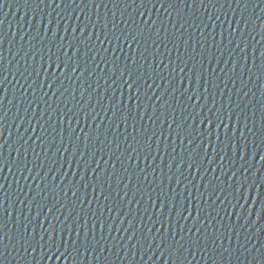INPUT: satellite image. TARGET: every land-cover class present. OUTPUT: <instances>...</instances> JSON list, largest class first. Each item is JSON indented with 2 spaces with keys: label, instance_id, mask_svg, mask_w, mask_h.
<instances>
[{
  "label": "water",
  "instance_id": "water-1",
  "mask_svg": "<svg viewBox=\"0 0 264 264\" xmlns=\"http://www.w3.org/2000/svg\"><path fill=\"white\" fill-rule=\"evenodd\" d=\"M254 4L256 6L255 15L253 16ZM63 7L61 5V9ZM53 8H55V5L52 8H45L41 4L38 9L34 0H8L2 6V10H0V39L3 40L4 75L7 76L8 81L5 84L7 91L3 93L6 99L0 102L2 103L0 114H6L7 118V123L3 125L2 129L3 137L0 138V145H3L0 151L3 152V161L12 168L10 172L8 167H4L3 171L0 172V182L7 189L4 197L0 198V220H3L7 224L5 231L10 235L14 234L18 227L22 230V225L31 221L29 231H32L34 228L37 240H39V236L43 234V229L40 225L48 228V221L52 224H57L56 217H59L60 220L68 224L69 228L80 232V239L77 241V245L84 240L85 232L89 233V239H91L92 226L95 224L96 238L100 239L102 234L108 238L106 241L101 240L100 247L111 248V252H93L91 255L84 254L80 256L73 253L66 260H41L40 257L44 255L41 249L37 248L35 252L29 249L30 255L22 258L13 251L12 246L9 244L8 250L5 252L6 259L0 258L3 259V264H70V262L71 264H180V261H177L174 256L170 258L167 253L161 257L160 253L157 252L155 256L149 258L148 254L150 253L144 255L146 245L144 251H137L134 259L130 253L125 256L124 251H121L120 255L125 258L117 260L113 254L117 249L112 248V245L115 244L112 237L114 236L119 240L123 236L126 241L128 234L132 231L129 225L139 226L136 229L137 237L141 236V229L147 234V228L151 227L152 233L148 234V238L151 240L155 236L156 242L160 241V233H163L166 244L173 242L174 235L176 239L185 235L189 228L193 232H195L196 228H200L201 232H203L207 225L208 232L206 235L211 236L215 232L212 225H215L221 233H227V235L232 237L231 248L229 252L224 253L223 261L219 256H213L210 251L212 245L209 242L207 254L196 251L195 256H190L184 264H264V259H261L260 256V252H264V223L257 222L254 227L249 228L247 233L241 230L238 243L237 237L223 227V225L230 224L229 215H226L224 211L227 201H225V204H221L220 200L217 199V195L220 199H224L225 196L229 200L232 199L229 193H233L235 185L233 184V180L228 179V176H231L230 168L232 170L247 169V171L243 172V175L237 172L240 182L244 184V188L240 190L244 192L245 200L241 201V203L245 204V207H248L249 211L255 210L256 215L251 217L252 220L258 221L259 215L264 214V210L261 208V203L264 201V158H261L264 157V143L261 141L259 132L261 123H264L261 120L262 115H264V69L261 68V52L264 51V47H262L264 46V39L261 38L262 34H264V10H262L264 9V3L256 4V0H253V4H249L245 10L242 7H238L235 3H232L231 7H229V3L225 2V0H219V3L215 4V6L209 4L207 12L198 4L193 5L191 8H185L183 5L168 7L167 11L171 13V19L176 22V27L180 28L181 24H183V28H180V31L184 35L181 36L180 32H175V36L173 37L175 43L179 45V51L168 40H165L167 48L161 45L159 54L156 55V63H159L161 60L164 61L160 68L156 69L159 76H156L155 73L149 70L156 81L152 85V88L161 96V101L152 104L144 100L139 109L129 101L130 92L126 86H121L123 81L116 79V83L113 84L112 80L109 79V76H112L111 70L101 62L102 57L109 61L113 60L114 57H119L118 63L123 66L126 63V56L132 57L136 55V58L139 59L138 53L143 51V48H137L135 45L132 46L133 50H130L126 44L122 43L123 38L120 43L113 40L110 44L103 35V22L111 21L112 11L116 12V19L119 20L124 7L121 6L117 10L111 3L107 5V8L101 6L98 9L91 4L87 7L83 4L79 6L72 5L69 8L70 18H66V22L60 21L58 24H48V19L58 20L56 12H60L61 16L65 15L61 9L53 11ZM73 8L75 9L74 12L72 11ZM149 8L150 11L146 14V18L149 21L156 20L153 31L155 28L160 27L161 20L164 21L169 34L175 31L168 24L169 17L165 14L163 8L157 7L156 9H151V6ZM81 9H83V14L81 13ZM41 12H43L45 17L43 25L40 24ZM48 13H51V17L48 16ZM131 13L132 9H129L125 13L124 18L128 19ZM225 13L227 14V19H225ZM86 16H90L93 22H97V17H99L100 22L96 23L94 30H90L87 33L91 37L93 50L88 52L83 44L79 47V53L83 54L80 65L82 69L87 68L88 71H92L95 69V63L90 58L94 56L95 62L100 63V68L95 69L91 76L88 75V72H84V75L79 77V79L76 74L68 73L65 70L67 75L72 76V81L76 82L73 83L66 79L65 76H61L63 88H60V91L56 92V95H52V92L56 90L58 85L54 86L52 90H48L46 82L53 79L50 74L54 71V68H49L48 63H44L46 71L40 72L39 83L45 85L44 91L48 93L45 96L40 88L33 83L35 73L32 76H28V72H24V68L28 67L29 72L32 71L33 67L39 70L41 63L39 56L44 55L45 61H47V55L50 54L48 53L49 47H52L53 52L58 51V45L57 47H53L52 44L48 43V40L52 39L51 34H49L48 40L45 41L48 46L44 47L42 52L37 53L36 59H28L27 65L25 64L23 53L19 55H16V53L21 45H23L25 50L29 49L30 44H35V47L40 49V43L30 40V37L35 36L37 31H40L41 35H43L48 28L58 31L59 35L75 42L79 37L72 29L83 27L84 24H87L88 20ZM208 16H213L214 20L208 21ZM216 16L219 17L218 20L215 19ZM180 17H183V19H180ZM256 17H260L261 19H256ZM249 18H251L250 23L245 27L244 21ZM129 24H131L130 19ZM204 24H208L209 27L204 28ZM229 24L232 25V28H236L239 24L243 37H247L244 43L241 44L242 48H244L245 44L247 45L245 49L248 57L247 63L241 59L245 53H240L239 49L236 50L239 55L234 54L232 57V59L239 60L235 74L230 70L232 63L228 56V50L233 46L229 45L228 41L236 40L239 42L242 37L240 36V31L234 35H230ZM197 25H199L200 29H203L207 36V43L199 35L196 29ZM111 27V23H109V29ZM65 28H68L67 32L64 31ZM133 28H135V25H133ZM253 28L255 31H253ZM221 33H223L224 37L222 43ZM116 34L119 35V32L117 31ZM189 35L191 39H188ZM213 36L216 37V45H213ZM252 36L255 37V40L252 39ZM97 37H99V40H97ZM184 40H188L187 46L183 43ZM9 41H13L14 43L10 44ZM99 41H104L103 46H101ZM197 41L200 43L197 44ZM85 43L89 42L85 41ZM151 43L152 41L149 40L147 45L149 52L145 53L148 56L149 62L153 60V56L149 54L152 51ZM201 44L204 45L203 48L200 47ZM113 49H115V52H113ZM70 54L74 58L77 55L76 53ZM193 56L195 59H192ZM225 61L229 62L225 63ZM185 62L187 63V67H185ZM152 67L155 68V64ZM181 68L184 69L183 73L180 71ZM173 69H175V72L172 71ZM191 70L202 73L203 80L193 76V71ZM21 72H24V75L28 77V82L20 78ZM13 73L15 74V78L12 75ZM225 73L228 75L226 76ZM116 76H119V72L116 73ZM181 76L184 77L185 84H187L189 77L192 78V87L196 89V94L201 97L195 106L187 100V95H190L191 91L183 95L181 94L183 91L180 88ZM230 76L235 80V87L231 83H228V87L225 88V83L228 82V77ZM250 76L251 80H249ZM160 77L164 79L162 80ZM172 77L175 78V87L178 89L175 92L172 91V87L166 82ZM115 78L113 77V79ZM105 80H107V83H105ZM242 80L243 84L246 85L243 88ZM84 81L91 83L92 89L96 90H90L93 103L98 98L97 93L99 92L103 97L104 108H111L110 97L113 95L116 100H123L124 104H117L116 108L111 109L107 113L101 111L100 105H96L94 110L86 107L85 111L79 114V125H77L75 119L72 121V129H75V134L80 137L79 141L74 140L73 143L79 145L80 150L85 152L86 157V159H78L74 158L71 154L75 151L74 149L69 147V150L65 151L64 148L60 147L61 138H63L67 145L69 132L71 131L67 121L61 120L60 117L67 111L65 104L68 107L74 104L68 92L75 90L76 98L79 99L80 84ZM149 83H152V81L150 80ZM97 84H99V87H97ZM21 85H23L24 89H27L24 95H21ZM84 87H86V84H84ZM146 87L143 86L141 96H143V90ZM203 87H207L208 91H203ZM33 88H35V96L39 106L33 104L32 107H28V101L33 100L31 94ZM64 88H67L68 92H64V95L61 96L60 92H63ZM241 88V96H243V92H248L243 101H240L236 95V89ZM113 89L116 90L115 93H113ZM149 95H151V92H149ZM87 96L88 92H85L86 99ZM213 98L215 106H213ZM229 98L231 101L239 103L240 107L233 109L229 105ZM165 99L167 100V104L163 103ZM8 100H12V103H8ZM49 105L52 107L49 108ZM57 106L60 109L59 113L56 111ZM185 106H187V110H185ZM129 108L132 110V117L128 119L127 125L120 121L119 127H117L116 123H114L117 120V116L121 115V113L127 115ZM201 108H203V112H201ZM209 108L212 109V113H215V116L223 114L224 122L229 127L238 129L236 132L237 139H234L231 144L225 137L227 129L222 126L219 128L215 127L219 121L209 113ZM25 109H27V113ZM173 109H175L174 113ZM17 110L19 111V118L14 120L13 118L16 116ZM73 110L75 111V109ZM34 113L39 117V123L47 128L46 133H42L37 124V119H32L31 127H29L28 120ZM97 113H99L98 116ZM234 113L241 114L237 117ZM189 115L191 118L188 124L191 127H188L187 132L178 138L175 134L177 124L182 122L183 116ZM230 115L232 116L231 123L228 120ZM245 115L247 116L249 127L252 126L253 120L256 123V128L254 129L256 132L255 136L249 134L243 128ZM49 116L51 119H49ZM85 116H88L87 121H85ZM92 116H97V118L93 120ZM169 116H173L176 122L173 123L172 119H168ZM205 117H210L213 121L207 127L200 123ZM237 119H239L238 124ZM153 120L156 121L155 124L152 123ZM193 120L195 123H193ZM134 124L141 129V132L146 128L149 135L152 131H155L159 137L160 154H157L156 143L152 144L153 156H150L148 161L144 160V153L147 152V147H143L140 154V168L145 169L149 181L152 182L151 184L143 180L144 174L136 168L135 163H132L129 173H124L121 170L120 162L116 159L120 157L121 160H124V167L129 166V162L123 155V150L127 146L125 137H127L128 142L133 143V147L138 148V150L141 149V146L133 141L134 136L137 140L143 139L140 133L133 132ZM169 124L172 126L171 130L168 127ZM110 125L111 127H109ZM26 128L29 129L27 133L24 131ZM192 128L203 133L204 145H201L200 138L195 136ZM32 129H35V132H32ZM161 131L164 133L163 136H160ZM170 131H172L171 135H169ZM241 131L247 137L248 143V148L245 150L247 152L245 160L239 159L236 154ZM189 133L191 134L189 135ZM209 133H211V144L207 143ZM21 134L25 136V139L29 135L32 136L29 145H32V141H36L33 147L39 153V159H37L33 155L32 147L25 145L28 148L26 159L32 171L30 173L25 171L24 176L29 177V179L21 178V173L16 168L19 158L14 149L19 145L18 137ZM85 134L89 137L88 140L84 139ZM38 135L47 137L45 144L42 146L45 149L44 151L41 150L39 141L36 140V136ZM105 136H107V140L113 141V144L107 148L104 147V143H107ZM217 136L220 137L219 140L216 139ZM53 137H55V140H53ZM116 137H119L120 151H116ZM153 140L155 141L156 138L153 137ZM181 140L183 143H181ZM189 140H192L193 143H189ZM49 144L52 145L51 150H48ZM86 144L93 151H96L97 146L103 149L102 153L96 152L95 155V161L100 165V169L98 170L101 173L99 181L96 174L91 173L90 169L88 173L85 172L86 162L90 163L93 160L92 152H88L85 149ZM239 146L243 147L242 145ZM56 148H60L59 153L55 151ZM173 148H175V151H173ZM197 152L200 154L199 157L196 156ZM205 153H207V159L204 158ZM100 155H103V160L100 159ZM135 155L133 153L134 157ZM173 157H175L176 162H179L181 157H183L184 164L181 166L180 171H183L187 180H183L179 176L175 167H173L172 172H169L167 165L174 163ZM65 159L69 163H65L64 168L60 169L59 166ZM192 160H195L196 163L189 170L186 165L191 163ZM53 161L56 163L53 164ZM113 163L116 165L115 168L112 167ZM33 164H40L41 167L32 168ZM94 166L93 164L92 167ZM49 168H53L54 172L49 174ZM153 168L155 172L152 171ZM162 169L163 171H161ZM206 169L207 171H205ZM113 172L115 175L110 180L106 179L107 173ZM225 173H227V176ZM53 175L57 178L55 181L52 179ZM121 176L125 177V182L119 183L118 186ZM169 176L173 177L171 184H169ZM217 176L219 177L218 180L216 179ZM245 177L247 178L246 180ZM176 179L182 180L181 186L176 185ZM161 180H163L162 184ZM17 181H19V186ZM100 184H103L102 188ZM84 185H87V187ZM20 188H23V193H20ZM161 188L169 194L168 203L171 211L168 209L157 211L156 208L152 207L154 203L159 207L156 195ZM42 189L43 192L41 191ZM170 189H175L177 193L183 192L185 196H188L190 192L191 196H188L187 200H184L183 197L179 198L180 203L173 208L171 199L173 193ZM213 189H215L216 195L212 194ZM73 191L76 192L75 196L72 195ZM117 191L120 192V196H116ZM65 192H67V195H64ZM110 192L111 196H109ZM125 192L128 193L127 197H124ZM234 194L238 195L239 193L236 192ZM149 195L152 196L151 201L148 199ZM18 197L24 203H20L17 199ZM105 197H108V199L105 200ZM121 197H123L122 203H120ZM129 200L132 203H128ZM38 204L43 207L42 212L41 208L37 206ZM108 208H112V211L109 212ZM182 208L188 209V212L184 213L185 216H188L189 212L191 213V216H188L186 220L180 219L179 210ZM49 209H51V212ZM198 211H201L200 216H197ZM227 211L231 214L236 210L229 206ZM161 212H163V216H161ZM208 213H211V216H209V220L212 221L211 224L203 219ZM25 217L28 219L26 220ZM65 217H67V220H65ZM232 220H235V216L232 217ZM153 221H157L154 227ZM159 221H163V226H161ZM58 227L63 226L59 225ZM124 228H129V233L124 232ZM116 229H120V231L117 232ZM181 229L184 231L182 232ZM110 230L111 234H109ZM246 235L251 236L250 243H245ZM65 239L67 241L66 247H68L69 252H72L73 247L76 246L72 243L73 240H76L75 232L71 233V239L68 238V234L66 233ZM185 239H187L186 235ZM201 239H205V237L202 236ZM217 243L219 244L220 241H217ZM239 244H244L247 248H252L255 245V248L260 249V252H256L253 249L252 253L249 254L243 248H239ZM224 245L228 247L229 241L227 239L224 240ZM80 251L83 253V248ZM97 255H99V259L95 258ZM142 255L143 260H141ZM210 256H212V259H209Z\"/></svg>",
  "mask_w": 264,
  "mask_h": 264
},
{
  "label": "snow or ice",
  "instance_id": "snow-or-ice-1",
  "mask_svg": "<svg viewBox=\"0 0 264 264\" xmlns=\"http://www.w3.org/2000/svg\"><path fill=\"white\" fill-rule=\"evenodd\" d=\"M8 0H0V10H2V6L6 4ZM37 4V8L39 9L40 5L43 4L45 8H52L53 5H55V8H53V11H56V9H61V5L64 7L61 9L65 13L64 16L60 15V12H56V17L58 20H53V19H48L47 23L48 24H53V23H59L60 21H65L66 18H70V13H69V8L72 5H77L79 6L80 4L85 5L87 7L89 4H91L95 8H100L101 6L107 8V5L111 3L114 8L117 10L123 6L124 11L121 12L120 19H116V12L112 11L111 12V21H106L103 22V35L105 36V39L108 40V42L111 44L113 40H115L117 43L121 42L126 44L130 50H133V45H135L137 48H143V51H140L138 53L139 59L136 58V55H133L132 57H125L126 63L121 66L118 61L119 57H114L113 60L109 61L104 59L103 57L101 58V62L105 64L106 67H108L111 72L112 76H109V79L112 80V83H116V79H120L123 81L122 87L126 86L129 89V101L137 109L141 107V104L143 103L144 100H147L151 102L152 104H156L157 102L161 101V96L158 95L152 88V85L155 84V79L153 76L150 74L149 70H151L152 73H155L156 76H159V73L156 72V69L160 68L161 64L164 63L163 60H161L159 63H156V55L159 54V50L161 45H164L165 48H167V44H165V40H168L169 42L173 43L174 46L177 48V51H179V45L175 43V39L173 38L175 36V32H180V35L183 36L184 33L180 31V28H183V24H181L180 28L176 27V22H174L171 19V13L167 11L168 7H171L173 5H183L185 8H191L193 5L198 4L200 7L204 9L205 12L208 10V5L212 4L215 6V4L219 3V0H34ZM225 2L229 3V7H231L232 3H235L238 7H242L245 10L247 9L249 4H253V0H225ZM264 3V0H256V4ZM149 6H151V9H156L157 7L163 8L165 10V14L169 17L168 19V24L171 25L172 29L175 31L171 34L168 33L167 27L165 26V23L163 20L160 21V27L155 28L154 26L156 24V20H151L146 18V14L150 11ZM255 4L253 5V16L255 15ZM129 9H132V13L129 16L128 19H125V13L128 12ZM198 10V9H197ZM264 10V9H262ZM72 11L74 12L75 9L73 8ZM81 13L83 14V9H81ZM48 16L51 17V13H48ZM107 16V13H106ZM86 19L88 20L87 24H84L83 27H77L75 29H72L73 32L78 34V39L73 42L72 40L67 39L64 36L59 35L58 31H53L52 28L46 29L43 35H41L40 31L36 32L35 36H31L30 40H34L38 43H40L41 48L37 49L35 47V44H30V47L28 50H25L23 48V45H21L20 49L16 53V55H19L20 53H23V58L25 59V64L27 65L28 59H36L37 58V53L42 52L44 47H47L48 45L45 43L46 40H48L49 34H51L52 39L48 40V43L52 44L53 47H57L58 45V51L53 52L52 47L48 48V53L47 55V61H45V56L40 55L39 56V61H41L39 70H37L35 67L32 68V71L29 72L28 67L24 68V72H28V76H32L33 73H35V80L33 83L36 84L37 87L40 88L41 92L44 93L45 96L48 95L47 92L44 91L45 85L39 83V78H40V72L41 71H46L44 68V63H48L49 68H54V71L50 74L53 79L50 81H47V88L48 90H52L54 86L58 85L56 87V90L52 92V95H56V92L60 91V88H63V82L61 81L60 77L65 76L66 79L69 81L75 83L76 81H72V76L67 75L65 70H67L68 73L76 74L77 78L84 75V72H88V75L91 76L93 75L95 69L100 68V63L95 62V57H91L90 59L95 63V69L92 71H88L87 68H81L80 65V60L82 58L83 54L79 53V47L81 44L84 45V47L87 49L88 52H91L93 50V45L91 44V37L87 34L90 30H94L96 28V23L100 22L99 17H97V22H93L91 20L90 16H86ZM129 19L131 20V24H129ZM180 19H183V17H180ZM208 21H213V16H208L207 17ZM216 20L219 19L218 16L215 17ZM225 19H227V14L225 13ZM256 19H261L260 17H256ZM251 18L248 20L244 21L245 27L248 26L250 23ZM45 23V17L43 12L40 14V24L43 25ZM109 23H111V29H109ZM187 23V21H185ZM203 23V20H202ZM123 25V27H121ZM133 25H135V28H133ZM191 27V25H190ZM208 24H204V28H208ZM128 29V30H126ZM196 29L199 33V35L204 38L205 43H207V36L205 35L203 29H200L199 25L196 26ZM229 29H230V35H234L236 32L240 31V36L242 39L237 42L236 40H229L228 43L229 45H232L233 47L229 48L228 50V56L230 58V62L232 63V68L230 69L233 74L236 73V67L239 64V60L232 59L233 55H239V53L236 52L237 49H239L240 53H245L241 59L247 63V54L245 52V49L247 48V45L245 44L244 48L241 47V44L244 43V40L247 39V37H243V32L239 28V24L237 25L236 28H232V25L229 24ZM116 30V31H113ZM65 32L68 31V28L64 29ZM119 32V35L116 34V32ZM253 31L255 29L253 28ZM111 33V34H109ZM163 36V38H161ZM155 37V38H153ZM262 39H264V34H262ZM188 39H191V36L189 35ZM223 33H221V43L223 42ZM252 39L255 40V37L252 36ZM97 40H99V37H97ZM151 40V49L152 51L149 53L150 55L153 56V60L149 62L148 56L145 55V53L149 52V47L148 41ZM85 41H88L89 43H85ZM213 45H216V37H212ZM101 46H103L104 41H99ZM9 43H14L13 41H9ZM183 43L187 46L188 45V40H184ZM200 42L197 41V44ZM203 44L200 45L201 48H203ZM264 47V46H262ZM98 51V50H97ZM107 51V49H105ZM113 52H115V49H113ZM70 53H76L77 55L74 56ZM15 58V57H14ZM180 58V57H178ZM261 58H262V64L261 68L264 69V51L261 52ZM192 59H195L193 56ZM229 61H225V63H228ZM219 63V62H218ZM254 63V61H253ZM155 64V68L152 67V65ZM202 65V61H201ZM185 67H187V63L185 62ZM175 72V69L172 70ZM181 73L184 72V69H180ZM193 71V76L197 77L200 80H203V75L202 73H197L194 70ZM214 71V70H213ZM5 68H4V56H3V40L0 39V102H2L6 97L3 95L4 92L7 91V88L5 87V84L7 81V76L4 75ZM24 72L20 73V78L24 79L25 82H28V77L24 75ZM119 72V76H116V73ZM58 73V74H57ZM15 78V74H12ZM107 75V74H106ZM227 76L228 74L225 73ZM113 77H116L113 79ZM160 79H164L163 77H160ZM152 81V83H149V81ZM249 80H251V76L249 77ZM169 83L170 87H172V91L175 92L178 89L175 87V78L172 77L169 81H166ZM19 83V81H17ZM105 83H107V80H105ZM192 78L189 77L187 84L184 82V77L181 76V81H180V88L183 89L182 95L184 93H187L191 91L190 95H187V100L191 102L194 106L196 103L201 99L200 96L196 94V89L192 87ZM228 83H231L233 87H235V80L230 76L228 77V82L225 83V88L228 87ZM242 83V88L246 85L243 84V80L241 81ZM84 84H86V87H84ZM143 86H147L146 89L143 90V96H141V91ZM81 91L79 93V99L76 98V93L75 90L72 92H68L67 88H64L63 92H60V95L63 96L64 92H68V95L71 97V99L74 101V104L71 107H68L67 104H65V107L67 108V111L63 113V116L60 117L61 120H66L68 123L69 128L71 131L69 132V140L67 145L65 144L63 138L60 140V147L64 148L65 151L69 150V147L74 149L75 151L72 152L71 154L74 156V158L78 159H86L85 157V152L81 151L79 148V145L76 143H73L74 140L79 141L80 137L75 134V129H72V121L75 119L77 125H79V114L83 111H85V108H91L95 109L96 105L101 106V111L108 112L111 109L116 108L117 104L123 105L124 101L123 100H116L115 96L113 95L110 97V103H111V108H104L103 107V97L100 95V93H97V99L95 103H93V99L91 96V91H96L95 89H92L91 83H87L86 81L82 82L80 84ZM97 87H99V84H97ZM219 87V85H217ZM241 89H236V95L240 101H243L244 97L248 95V92H243V96L240 95ZM21 95H24L27 89L23 88V85H21ZM91 90V91H90ZM115 89H113V93H115ZM167 91V90H165ZM203 91L207 92L208 89L207 87H203ZM85 92H88L87 99L85 98ZM149 92H151V95H149ZM32 96L33 100L28 101V107H32L33 104H37L39 106L38 101L35 96V88L32 89ZM254 95V94H253ZM8 103H12V100H8ZM47 103V101H45ZM164 104H167V100L165 99L163 101ZM229 105L235 109L239 108L240 104L235 103L231 101L229 98ZM213 106L214 104V98H213ZM49 108L52 106L49 105ZM171 107V105H169ZM0 109H2V103H0ZM75 109V111L73 110ZM185 110H187V106H185ZM56 111L59 113L60 109L59 106H57ZM119 111V109H117ZM209 113H211L212 116L215 117L216 120L219 121L218 124L215 125V127H224L227 129L225 132V137L231 144V142L234 139H237L236 137V132L238 129L229 127L228 124H225L223 114L220 116H215V113H212V109H208ZM243 111V110H242ZM25 112L27 113V109H25ZM175 112V109H173V113ZM201 112H203V108H201ZM90 114V113H89ZM237 117L240 116L241 113H234ZM99 113H97V116ZM97 116H92V119L95 120ZM132 117V110L129 108L128 114L124 115L121 113V115L117 116V120L114 122L116 123V126L119 127V122L122 121L125 125L128 123V119ZM16 118H19V111L17 110L16 116L13 118L14 120ZM191 116H183L182 117V122L180 124H177V130H175L176 136L179 138L181 137L185 132H187L188 127H191V125L188 124L189 119ZM32 119H37V124L39 125L42 133L47 132V128L44 127L43 124L39 123V117L34 113L33 116L28 120L29 127H31V120ZM49 119L51 117L49 116ZM88 116H85V121H87ZM143 119V117H141ZM151 119V118H150ZM159 119V117H157ZM168 119H172L173 123H175V118L173 116H169ZM245 123L243 125V128L246 129V131L255 136L256 132L254 129L256 128V123L253 120L252 121V126L249 127L247 123V116H244ZM229 122L231 123L232 116L230 115L228 117ZM261 120L264 121V115H262ZM7 123V118L6 114H0V138L3 137V125ZM153 124L156 123L155 120L152 121ZM193 123L195 121L193 120ZM201 124L207 125L212 124L213 121L210 117H205L200 121ZM239 123V119H237V124ZM19 127V126H18ZM111 127V125L109 126ZM169 129L171 130L172 126L171 124L168 125ZM55 130V129H54ZM24 131L27 133L29 131L28 128L24 129ZM114 131V130H113ZM32 132H35V129H32ZM133 132L140 133L141 136L143 137L142 140H137L136 137H133V141L141 146V149L138 150V148L133 147L132 142H128L127 137H125V142L127 146L123 150V155L125 159L129 162L128 167H124V160H121L120 157H117L116 159L120 162L121 165V170L124 173H129V170L132 166V163H135L136 168L139 169L141 173H143V180L147 182L148 184H151L152 182L149 181L148 179V174L145 172L144 168H140L139 165V160H140V154L141 150L143 147H147V152L144 153V160L148 161V158L150 156H153L152 153V144L156 143L157 144V154H160V148H159V137L157 136L155 131H152V133L149 135L148 130L145 128L143 132H141V129L136 127L135 124L133 125ZM192 132L195 133V136L200 138V143L201 145H204L205 141L203 139V133L200 131H197L195 128H192ZM259 132L261 135V141L264 143V123H261V126L259 128ZM231 133V135H229ZM172 134V131L169 132V135ZM191 133H189L190 135ZM164 133L161 131L160 136H163ZM153 137L156 138V140H153ZM47 137L44 135H38L36 136V140L39 141V145L41 146V150L44 151L45 149L42 147L45 144ZM85 140H88L89 137L87 134H85L84 137ZM98 139V138H97ZM217 140L220 139L219 136L216 137ZM19 140V145L14 149L16 151L17 156L19 158V162L16 165V168L18 171L21 173V178L23 179H29V177L24 176V172L28 171L29 173L32 171V169L29 168L28 162H27V151L28 148L25 147L27 145L28 147H32L33 155L39 159V153L35 151V145L36 141H32V145H29V141L32 140V136L29 135L27 139H25V136L23 134L19 135L18 137ZM53 140H55V137H53ZM115 140L117 141L115 147L116 151H120V145L118 143L119 137H116ZM105 141L100 142L104 143V147L107 148L109 145L113 144V141L107 140V136H105ZM181 143L183 141L181 140ZM189 143H193L192 140H189ZM208 144H211V133H209V139L207 141ZM254 143V141H253ZM239 145H242L243 147H240ZM239 145L237 146V156L241 160H245V156L247 155V152L245 151L248 148V143H247V137L244 136V133L241 131L240 136H239ZM3 148V145H0V149ZM52 145H48V150H51ZM23 149V151H22ZM85 149L88 152H92L93 155V160L88 163L86 162L85 165V172L88 173L89 169L91 173H95L97 180L99 181V176H100V165L96 163L95 161V155L96 152H103L102 148H99L98 146L96 147V151H93L91 147H89L88 144L85 145ZM111 150V149H109ZM55 151L59 153L60 148H56ZM173 151H175V148H173ZM133 153H135V157L133 156ZM243 153V154H242ZM259 154V153H257ZM115 155V153H113ZM199 152L196 153V156L199 157ZM3 152L0 151V172L3 171L4 167H8V170L11 172L12 168L3 161ZM205 159H207V153H205ZM264 158V157H261ZM100 159L103 160L104 157L103 155H100ZM111 159V157H109ZM191 159V157H189ZM221 159H223L221 157ZM174 163H169L167 165L169 172H172L173 167L177 170L179 173V176L183 178V180H187V177L184 176L183 171H180L181 166L184 164L183 157H181V160L179 162L175 161V157L172 158ZM247 162V161H245ZM56 162L53 161V164ZM69 163L67 159L63 163L60 164V169L64 168V164ZM163 163V161H162ZM196 163L195 160H192L191 163H188L186 167L191 170L193 165ZM234 163V161H233ZM95 165L92 167V165ZM115 163H113L112 167L115 168ZM147 166V165H146ZM41 167L40 164H33L32 168H39ZM153 172H155V169H152ZM163 171V169L161 170ZM207 171V169L205 170ZM231 171V176H228V179L233 180V184L235 187L233 188V193H229V195L232 196V199L229 200L227 196L224 197V199H220V197L217 195V199L220 200L221 204H225V201H227V204H225V214L229 215V225H223L229 232H231L233 235L237 237V242L239 243V235L240 231H244L245 233L248 232L249 228L254 227L257 222L259 223H264V214L259 215V219L257 220H252L251 217L253 215H256L255 210L253 209L252 211H249V208L245 207V204L241 203V201L245 200L244 197V192L241 191L240 189L244 188V184L240 182V177L237 176V172H240L241 175H243L244 171H247V169H236ZM54 172L53 168L48 169V173L51 174ZM191 174V172H189ZM115 173H107L106 179H111L112 176H114ZM227 176V173H225ZM35 179L34 177H32ZM6 179V178H5ZM53 181H55L57 178L53 175L52 176ZM83 179V177H81ZM173 177L169 176V184H171ZM216 179L218 180L219 177L217 176ZM247 178L245 177V180ZM125 182V177L121 176L119 183H124ZM163 183V180H161V184ZM177 186L182 185V180L181 179H176L175 181ZM17 184L19 186V181H17ZM87 187V185H84ZM126 186V185H125ZM100 187H103V184H100ZM111 187V185H109ZM230 187H232L230 185ZM20 193H23V188L19 189ZM43 192V189L41 190ZM139 191V189H137ZM170 191L173 193L172 195V207L175 208L177 204L180 203L181 197H183L184 200L188 199V196H191V193H188V196H185L183 192H175V189H170ZM7 192V189L4 187V184L0 182V198L4 197L5 193ZM238 192L239 194L236 195L234 193ZM212 194L216 195L215 189L212 190ZM64 195H67V192L64 193ZM72 195L75 196L76 192L73 191ZM103 195V193H101ZM128 193H124V197H127ZM203 196V194H201ZM109 196H111V192L109 193ZM116 196H120V192H116ZM19 200V197L17 198ZM108 197H105V200H107ZM149 201L152 200V196H148ZM250 199V197H249ZM169 194L166 193L162 188L160 189L159 193L156 195V201L159 204V207H157V204H152L153 208H156L157 211H160V209H169ZM233 201H235L233 203ZM20 203H24L23 200H19ZM123 202V197L120 199V203ZM128 203H132L131 200L128 201ZM38 207L41 208V212L43 211V207L40 206L39 204L37 205ZM231 206V208L235 209L233 213L229 214L227 209L228 207ZM63 207V205H62ZM261 208L264 210V201L261 203ZM109 212L112 211V208L107 209ZM6 211V210H5ZM51 212V209H49ZM202 211V210H201ZM201 211L197 212V216H200ZM188 212L187 208H182L179 210V216L181 220H186L188 219V216H191V213L189 212L188 216H185L184 213ZM95 215V214H94ZM102 215V213H101ZM219 215V213H217ZM161 216H163V212H161ZM209 216H211V213H208V215L204 216L203 219L207 220L209 224L212 223L211 220H209ZM235 216V220H232V217ZM27 220L28 218L25 217ZM57 224H52L50 221H48V228H44L43 225H40V227L43 229V234L39 236V240H37V236L35 234V230L33 228L32 231H29V224L31 221H28V223H25L22 225V230L20 227L17 228L16 232L14 234H9L5 229L7 228V224L3 222V220H0V258H5V252L8 250V245L10 244L12 246L13 251L17 253L18 256H21L22 258L24 256L30 255L29 254V249L32 250V252H35L37 248L41 249V251L44 253L40 257L41 260L45 259H61V260H66L70 256H72L73 253L75 255L80 256L84 254L91 255L93 252H111V248H103L100 247L101 240H107L108 238L105 237L103 234L101 235L100 239H97L95 236V227L96 225L93 224L92 226V233H91V239H89V233L85 232L84 233V240L80 242L77 245V241L80 239V232L76 229L69 228L68 224L65 223V221L60 220L59 217H56ZM65 220H67V217H65ZM157 221H153V227ZM161 226H163V221H159ZM59 225H62L63 227H58ZM103 227V225H101ZM129 227L132 229L130 234L127 236V240H124V237L121 236L119 240L116 239V237H112V240L115 241V244L112 245V248L117 249L113 254L116 257L117 260H123L125 257L120 255L121 251H124L125 256L131 254L132 258L134 259L137 251H144L145 245L146 251H144V255L146 253H150L149 258L152 256H155L157 252L160 253V256L163 257L165 253L168 254V256L175 257L177 261H180V264H184L185 261L188 260V258L194 257L195 252L199 251L201 253L207 254L209 251V242L212 245L210 251L212 252L213 256H219L221 260L223 261L224 253L229 252V249L231 248V236L227 235V233H221L218 228L215 227V225H212V227L215 229V232L211 236H207L208 232V227L207 225L204 228V231L201 232L200 228H196L195 232L192 231L191 228L188 229L187 233L185 235L187 236V239H185V235H182L179 237V239L175 238V235L173 236V242L170 244H166L165 240L163 238V233H160L161 239L159 242H156V237L153 236L152 239L150 240L148 238V234L152 233V228L149 227L147 228V234L144 233V230L141 229V236L137 237L136 236V229L139 227L138 225H129ZM50 229V231H49ZM117 232L120 231V229H116ZM124 232L129 233V228H124ZM159 231V230H157ZM183 232L184 230L181 229ZM75 232L76 234V240H73L72 243L73 245H76L73 247L72 252H69L68 247H66V239H65V234H68V238L71 239V233ZM111 234V230L109 232ZM204 236L205 239H201V237ZM227 239L229 241L228 247H225L224 245V240ZM7 241V243H5ZM217 241H220L218 244ZM251 242V236L245 237V243H250ZM83 248V253H81L80 249ZM239 248H243L245 252H248L249 254L252 253L253 249L256 252H260V249L255 248V245L252 246V248H247L245 247L244 244H239ZM22 250V251H21ZM136 250V251H133ZM261 259H264V252H260ZM96 259H99V255L95 257ZM35 259V257H33ZM209 259H212V256L209 257ZM141 260H143V255L141 256ZM0 264H3V259H0ZM71 264V262H70Z\"/></svg>",
  "mask_w": 264,
  "mask_h": 264
}]
</instances>
